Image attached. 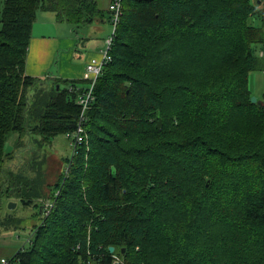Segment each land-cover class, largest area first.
<instances>
[{
  "label": "trees",
  "instance_id": "trees-1",
  "mask_svg": "<svg viewBox=\"0 0 264 264\" xmlns=\"http://www.w3.org/2000/svg\"><path fill=\"white\" fill-rule=\"evenodd\" d=\"M112 1L0 0V202L14 193L41 210L34 190L14 189L8 176L10 135L53 139L74 130L80 112L85 80L26 73L38 12L77 33L112 26ZM261 3L122 0L88 142L14 264H114L111 246L124 264H264V95L252 102L249 88L264 58Z\"/></svg>",
  "mask_w": 264,
  "mask_h": 264
},
{
  "label": "rangeland",
  "instance_id": "rangeland-1",
  "mask_svg": "<svg viewBox=\"0 0 264 264\" xmlns=\"http://www.w3.org/2000/svg\"><path fill=\"white\" fill-rule=\"evenodd\" d=\"M260 1L262 2L261 6L264 7V0ZM39 15L38 19L42 21L45 17ZM252 22L256 26L260 25V21L256 18ZM101 24H104L103 29L97 30L93 34V38L89 39L91 41L89 48L86 49L88 51L95 50L94 52H97V55L100 54L101 48L106 49V39L112 30L110 23ZM88 33L89 29L87 27L79 28L77 34L80 35V41H83L82 38ZM257 50L260 56L264 55V43L257 44ZM261 62L262 69L249 73V88L252 96L256 97L258 101H261L264 95V58H261ZM43 81L42 86L49 89L51 82ZM86 85V82L81 84L84 87ZM6 150L10 152V158L7 159L5 168L8 171V176H11L9 171H13L17 180L16 184L13 185L14 189L34 190L32 196L37 205L40 204L42 199L55 200L52 197L53 185L58 182L61 174L65 173V165L68 162H65V159L70 156L72 151L65 134L59 133L53 139H47L38 134L26 132V134L19 136L18 133H14L8 139ZM1 179L6 181L4 187H8L9 177L3 175ZM39 195L42 196L37 197ZM21 199L22 197H16L14 193H10V196L4 195L0 202V219L4 218L3 215L7 212L12 217L9 228H0V259L11 257L19 249L28 246L34 227L41 223L42 217H40L38 206L34 203L24 204ZM11 203L15 206L9 208ZM91 225L92 222L89 223V228L92 227ZM114 253L118 255L116 249Z\"/></svg>",
  "mask_w": 264,
  "mask_h": 264
},
{
  "label": "crops",
  "instance_id": "crops-1",
  "mask_svg": "<svg viewBox=\"0 0 264 264\" xmlns=\"http://www.w3.org/2000/svg\"><path fill=\"white\" fill-rule=\"evenodd\" d=\"M98 1L106 6L111 0ZM39 14L45 17L42 21L38 19ZM99 22L88 26V35L92 36H87L88 39L83 43L80 41V35L75 33L71 26L63 25L56 20L54 13L39 11L37 20L33 24L26 73L41 78L83 80L86 63L93 57L100 58L103 52L102 48L99 55L94 52L95 50H86L89 48L91 42L89 39L93 38V34L103 29L104 24Z\"/></svg>",
  "mask_w": 264,
  "mask_h": 264
},
{
  "label": "built area",
  "instance_id": "built-area-1",
  "mask_svg": "<svg viewBox=\"0 0 264 264\" xmlns=\"http://www.w3.org/2000/svg\"><path fill=\"white\" fill-rule=\"evenodd\" d=\"M110 9L113 11L112 16V30L106 39V49L103 50L100 58L93 57L90 61L86 63L85 72L83 74V80L86 82V86L78 93L76 98V103L80 108V112L76 118V125L74 130L65 133V136L68 138L71 154L69 156L70 161L65 165V175H68L70 167L72 165L73 159L77 154V149L83 143H87V132L86 124L88 121V111L91 109V105L95 101V85L98 77L101 75L105 64L110 61L111 57L108 54V51L111 47V43L116 31V27L122 16V0H113L110 5ZM69 89L73 91V87L70 86ZM54 200L46 199L40 200L41 206V217H47L54 206ZM114 264H123V260L118 255H114ZM0 264H14L9 257H2L0 259Z\"/></svg>",
  "mask_w": 264,
  "mask_h": 264
},
{
  "label": "water",
  "instance_id": "water-1",
  "mask_svg": "<svg viewBox=\"0 0 264 264\" xmlns=\"http://www.w3.org/2000/svg\"><path fill=\"white\" fill-rule=\"evenodd\" d=\"M58 88H59V86H58ZM256 101H258V99H257L256 97H253V96H252V102H256ZM259 102H261V101H259ZM157 120H158L157 127H161L162 124H163V121H162V119H161V117H160V112L157 113ZM14 206H15V205H12V203H11V204L9 205V208H12V207H14ZM114 250H115V247H114V246H111V247H110V251H111V252H114ZM122 251H124V249H123Z\"/></svg>",
  "mask_w": 264,
  "mask_h": 264
}]
</instances>
